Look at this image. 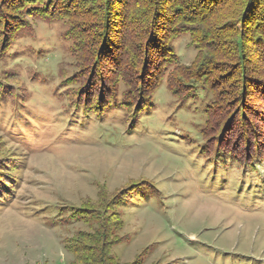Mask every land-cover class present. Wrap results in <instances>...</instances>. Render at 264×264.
Returning a JSON list of instances; mask_svg holds the SVG:
<instances>
[{"label":"rangeland","instance_id":"1","mask_svg":"<svg viewBox=\"0 0 264 264\" xmlns=\"http://www.w3.org/2000/svg\"><path fill=\"white\" fill-rule=\"evenodd\" d=\"M232 10H222L215 24L228 22ZM28 22L0 53V161L11 160L17 180L0 198V264H71L70 239L96 229L71 212L101 204L121 223L110 249L119 264H264V138H247L249 152L237 161L207 147L202 131L213 94L201 83L196 96L179 102L163 82L140 114L123 106L122 85L103 115L77 110L80 55L72 52L68 26ZM246 38L245 65L264 72V48L252 34ZM172 47L192 72L199 51L190 36ZM233 73L213 71L207 82L218 93ZM253 91L250 106L259 111L264 96ZM248 112L244 125L228 111L227 126H218L232 143L228 150L234 143L244 148L242 128L264 134V123ZM256 153L261 157L247 161Z\"/></svg>","mask_w":264,"mask_h":264},{"label":"trees","instance_id":"2","mask_svg":"<svg viewBox=\"0 0 264 264\" xmlns=\"http://www.w3.org/2000/svg\"><path fill=\"white\" fill-rule=\"evenodd\" d=\"M231 7L234 14L218 28L213 19ZM33 18L64 21L68 26L72 52L80 55L73 78V83L79 86L72 105L75 109L103 115L117 103L122 85L125 88L122 105L131 106L135 114H140L163 82L179 102L196 96L201 83L213 94V101L205 110L208 118L202 131L207 147L213 143L214 150L237 161L243 152L246 155L249 152L247 138L255 143L264 138L255 127L250 135L242 128L238 137L244 139V148L234 143L228 150L232 143L225 141L222 130L229 122L228 111L235 113L241 125L249 117L248 111L264 123V108L253 110L249 99L253 90L264 96V72L256 69L249 72L246 55L241 53L249 34L264 48V0H0V53L7 51ZM184 34L190 36L192 46L199 51L192 72L181 68L172 47L173 41ZM208 38L216 44L209 45L212 40L208 43ZM204 49L209 56L202 55ZM225 56L233 60L221 62ZM229 69L234 73L221 82L226 89L217 93L207 79L213 71L225 73ZM222 107L226 109L212 116V109ZM245 157L248 161L261 156L256 153ZM10 161H0V198L11 194L17 184L11 176ZM71 217L75 221H92L96 226L92 234L78 233L70 239L66 249L74 257L71 264H119L110 254L122 229L116 216H109L101 204L96 209H74Z\"/></svg>","mask_w":264,"mask_h":264}]
</instances>
